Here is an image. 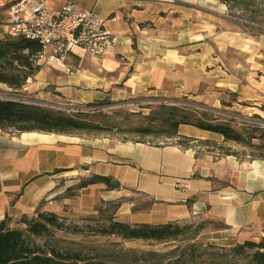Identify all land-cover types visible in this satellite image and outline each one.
Here are the masks:
<instances>
[{
  "label": "crops",
  "instance_id": "1",
  "mask_svg": "<svg viewBox=\"0 0 264 264\" xmlns=\"http://www.w3.org/2000/svg\"><path fill=\"white\" fill-rule=\"evenodd\" d=\"M46 2L52 12L66 3L93 12L118 42L100 57L70 54V75L40 67L24 92L70 105L186 98L233 117L264 115V34L231 21L216 0ZM7 4L0 0V39ZM178 135L190 139L185 146L176 139L122 142L106 135L0 131V221L37 212L90 213L96 201L137 193L150 206L136 212L131 204L120 206L125 224L222 222L228 228L215 238L224 248L264 238V160L220 154L209 145H220L222 137L193 126L180 125ZM92 175L112 177L120 189L90 185L69 196L78 179ZM175 182L186 188H174Z\"/></svg>",
  "mask_w": 264,
  "mask_h": 264
},
{
  "label": "trees",
  "instance_id": "2",
  "mask_svg": "<svg viewBox=\"0 0 264 264\" xmlns=\"http://www.w3.org/2000/svg\"><path fill=\"white\" fill-rule=\"evenodd\" d=\"M41 52V45L36 41L22 37L4 36L0 39V84L10 90L18 91L26 80L33 77L40 66L35 63V57ZM12 99H0V131L4 133H42L77 135L93 134L103 129L99 123L92 120L87 113L66 115L60 110L45 108L39 104L23 101L25 97L9 94ZM112 102L103 100L87 104L99 106ZM148 125L131 127V132L141 138L157 136L165 139H176V143L185 146L190 140L178 135L180 125H189L197 129L212 132L222 137L223 143L240 144L250 149L248 156L264 160V128H255L257 135H243L230 127L227 122L207 119L205 115L178 105H160L150 115L144 117ZM255 140V143L253 141ZM144 142V141H136ZM220 145L216 149L222 150ZM225 155L237 156L233 152H223ZM101 184L106 191L119 190L118 181L108 176L92 175L79 180L76 190L90 185ZM18 196V194L16 195ZM15 224H21L24 230L11 226V219L4 217L0 221V264H225V258L217 253L210 255L207 261H197V256L191 247L186 253L175 255L174 251L164 254L149 252L134 255L129 252H117L114 263L107 259L97 260L92 257L85 259L77 252L61 251L53 246L42 248L33 243L34 239L51 241L56 232H63V219L53 213L37 212L35 216H21ZM205 222V221H204ZM197 225L178 226L173 224H125L110 221L109 233L123 241H146L154 243L183 242L195 240L204 230L205 223ZM212 223V222H210ZM218 229H227L222 223H217ZM264 232V226L262 228ZM251 252L248 255V252ZM230 253L237 256L246 255L250 264H264V238L258 242L244 241L231 247Z\"/></svg>",
  "mask_w": 264,
  "mask_h": 264
},
{
  "label": "rangeland",
  "instance_id": "3",
  "mask_svg": "<svg viewBox=\"0 0 264 264\" xmlns=\"http://www.w3.org/2000/svg\"><path fill=\"white\" fill-rule=\"evenodd\" d=\"M217 6H221L225 16L231 21L237 23L246 31H255L264 34V0H216ZM47 65H40L44 67ZM32 77L27 79L23 87L30 84ZM28 82V83H27ZM0 95H18L25 97L30 101H37L39 105L53 110H60L66 115H76L79 112L87 113V115L99 123L102 131L93 134H84L91 136L106 135L118 141L136 142L148 141L151 143L161 142L165 138L157 136H149L145 138L139 137L137 134L131 132V127L137 125H148L144 119L145 116L150 115L156 111L160 105H178L181 108L192 110L198 114H203L207 119H214L218 122H227L235 131L246 135L252 133L257 135L255 128H264V115L260 116L253 114H244L241 117H233L227 112H220L203 105H196L186 98L179 100H171L166 98L164 102H131L133 98L128 101L115 103H106L104 105H97L95 107H87L85 105H70V104H55L44 98L35 96L36 94H29L23 91V87L18 91L10 90L6 86H0ZM169 100V101H168ZM111 102V101H110ZM226 111V110H224ZM15 133V132H11ZM10 134V133H9ZM255 143V140L253 141ZM222 150H218L220 154L229 151L236 153L238 156L248 155L250 149L235 143H222ZM220 145L211 144L209 147L217 148ZM85 179V178H83ZM80 179H78L79 182ZM77 183H75L69 190V196H77ZM131 204V212H136L141 208L147 209L150 202L141 197L137 193L127 194L116 201H96L93 212L82 213L69 210L63 219L66 230L63 232L57 231L51 241L44 239H34L33 243L42 248L53 246L61 251L77 252L85 259L97 257L95 259H107L110 263H114L113 257L117 252H129L134 255H142L149 252L164 254L169 251H174L175 255L183 252L186 253L191 247L193 252L199 256L197 261H207L210 255L217 253L225 258V264H250L249 258L244 256H237L230 253V248H224V241L215 238L219 232L224 229H218V222L205 221L204 230L195 238V240L188 243L170 242V243H154L146 241H123L117 236L109 233L108 227L110 221H117L124 223V216L120 214V206ZM17 221V219H16ZM132 225V224H129ZM11 226L24 230L23 225L15 224L11 221ZM251 252H248V255Z\"/></svg>",
  "mask_w": 264,
  "mask_h": 264
},
{
  "label": "built area",
  "instance_id": "4",
  "mask_svg": "<svg viewBox=\"0 0 264 264\" xmlns=\"http://www.w3.org/2000/svg\"><path fill=\"white\" fill-rule=\"evenodd\" d=\"M6 1L8 4L2 9L7 18L5 35L38 42L41 45V52L34 61L39 66L47 65L70 75L75 72L74 67L67 63L70 54L80 50L90 56L100 57L118 42V37L105 28L100 17L91 11L80 10L72 4L66 3L58 11L52 12L47 8L46 0ZM0 99L12 97L0 95ZM22 100L38 103L28 99ZM131 102L164 100L158 97H145L133 99ZM173 186L180 190L186 188L181 182H175Z\"/></svg>",
  "mask_w": 264,
  "mask_h": 264
}]
</instances>
